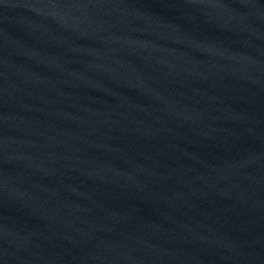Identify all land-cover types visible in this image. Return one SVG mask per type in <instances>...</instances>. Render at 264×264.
I'll list each match as a JSON object with an SVG mask.
<instances>
[{"label":"water","instance_id":"1","mask_svg":"<svg viewBox=\"0 0 264 264\" xmlns=\"http://www.w3.org/2000/svg\"><path fill=\"white\" fill-rule=\"evenodd\" d=\"M0 264H264V0H0Z\"/></svg>","mask_w":264,"mask_h":264}]
</instances>
